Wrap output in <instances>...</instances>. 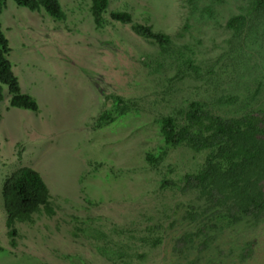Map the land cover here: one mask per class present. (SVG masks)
I'll return each mask as SVG.
<instances>
[{"label": "rangeland", "instance_id": "374dc122", "mask_svg": "<svg viewBox=\"0 0 264 264\" xmlns=\"http://www.w3.org/2000/svg\"><path fill=\"white\" fill-rule=\"evenodd\" d=\"M59 2L64 20L12 0L1 15L13 71L40 110L11 108L5 88L0 264H264V220L233 223L184 190L211 151L160 136L161 120L184 126L194 101L223 118L264 111V14L250 15L253 0H109L99 27L93 0ZM237 16L248 17L240 31L228 27ZM24 166L44 178L55 215L17 222L11 237L2 189Z\"/></svg>", "mask_w": 264, "mask_h": 264}, {"label": "trees", "instance_id": "16d2710c", "mask_svg": "<svg viewBox=\"0 0 264 264\" xmlns=\"http://www.w3.org/2000/svg\"><path fill=\"white\" fill-rule=\"evenodd\" d=\"M7 1L0 0V103L5 99L7 88L9 106L39 112L36 99L22 91L19 78L9 60L10 42L3 32L1 15ZM19 7L32 12H46L55 20H64L65 13L59 0H12ZM109 0H93L91 13L96 26H102ZM250 15L264 14V0H253ZM112 20L132 24L136 34L151 39L160 46L170 44L167 35L155 33L148 25L134 23L126 11H114ZM248 17L237 16L228 27L242 30ZM201 102H191L185 112V125L177 124L175 117L168 116L160 122V136L166 145L185 143L196 152L210 150L204 168L184 178V190L196 191L209 210L225 214L233 223L249 217L256 222L264 220V111L246 113L240 117L223 118L212 114ZM109 118L105 114L102 119ZM149 158H152L149 155ZM151 161V159H149ZM6 225L9 235H16L17 222H33L35 214L55 215L51 193L42 175L31 167H21L7 176L2 189ZM215 212V213H216ZM197 219V213H190ZM205 231V230H204ZM202 231L195 236H200ZM190 238V237H189ZM104 256L109 253L100 249Z\"/></svg>", "mask_w": 264, "mask_h": 264}]
</instances>
